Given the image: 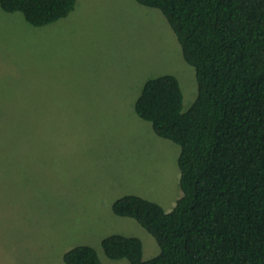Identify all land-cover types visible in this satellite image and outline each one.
<instances>
[{
  "label": "rangeland",
  "instance_id": "1",
  "mask_svg": "<svg viewBox=\"0 0 264 264\" xmlns=\"http://www.w3.org/2000/svg\"><path fill=\"white\" fill-rule=\"evenodd\" d=\"M175 76L183 112L198 94L163 14L135 0H78L45 27L0 8V264H65L73 248L137 237L144 260L160 253L134 219L113 213L136 195L171 212L182 197L179 145L138 116L144 85Z\"/></svg>",
  "mask_w": 264,
  "mask_h": 264
},
{
  "label": "trees",
  "instance_id": "2",
  "mask_svg": "<svg viewBox=\"0 0 264 264\" xmlns=\"http://www.w3.org/2000/svg\"><path fill=\"white\" fill-rule=\"evenodd\" d=\"M78 0H0L34 27L68 17ZM159 10L196 71L198 94L183 112L179 80L148 81L138 116L156 135L179 145L182 197L171 212L136 195L113 213L134 219L160 253L144 260L140 238L112 235L106 256L130 264H264V0H135ZM65 264H103L79 246Z\"/></svg>",
  "mask_w": 264,
  "mask_h": 264
}]
</instances>
